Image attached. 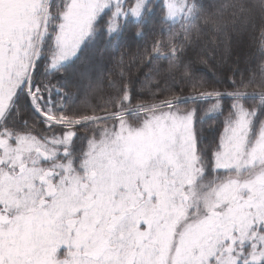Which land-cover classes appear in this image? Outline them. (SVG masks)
<instances>
[{
    "label": "snow or ice",
    "instance_id": "snow-or-ice-1",
    "mask_svg": "<svg viewBox=\"0 0 264 264\" xmlns=\"http://www.w3.org/2000/svg\"><path fill=\"white\" fill-rule=\"evenodd\" d=\"M149 26L142 80L69 102L67 67ZM0 264H264V0H0Z\"/></svg>",
    "mask_w": 264,
    "mask_h": 264
},
{
    "label": "trees",
    "instance_id": "trees-1",
    "mask_svg": "<svg viewBox=\"0 0 264 264\" xmlns=\"http://www.w3.org/2000/svg\"><path fill=\"white\" fill-rule=\"evenodd\" d=\"M203 6L205 11H212L213 6L219 3V0H198ZM254 23L259 25L261 23L258 16H255ZM174 28H179V22H177ZM237 27H240L238 24ZM208 40H215L214 36H208L204 38V43ZM153 39L151 34V26L143 37H135L131 31H128L117 38L112 40H98L97 43L90 49H86L82 54L80 60L75 64L67 67L62 75L59 77L60 83L64 85V91L71 97L70 103L75 101L76 103L82 102L84 97V91L90 80L94 81L101 75L111 78L113 73L118 74L123 69H114V61L123 60L124 67H131L143 50L151 48ZM233 56L232 60L237 61L238 65L233 64V70L238 67L239 72L243 74L246 68H251V60L253 56L250 55L254 49L251 48V37L241 36L236 38L232 42ZM219 62V58L217 57ZM156 63H165L164 61H155ZM146 71V69H145ZM207 72L206 78H212L214 80H222V73L216 71L211 66L205 69ZM125 75H130L133 82L143 79V73L138 67H131L130 73L126 72ZM229 81L231 80V73H227ZM239 77H237L238 79ZM228 82L223 83L224 90H231L228 88ZM220 87L221 85H217ZM139 85L137 84V88ZM251 91V89H249ZM105 94H92L87 99L88 102L93 105L103 103ZM222 119V118H221Z\"/></svg>",
    "mask_w": 264,
    "mask_h": 264
},
{
    "label": "rangeland",
    "instance_id": "rangeland-1",
    "mask_svg": "<svg viewBox=\"0 0 264 264\" xmlns=\"http://www.w3.org/2000/svg\"><path fill=\"white\" fill-rule=\"evenodd\" d=\"M127 118H129V119H134V117H127Z\"/></svg>",
    "mask_w": 264,
    "mask_h": 264
}]
</instances>
